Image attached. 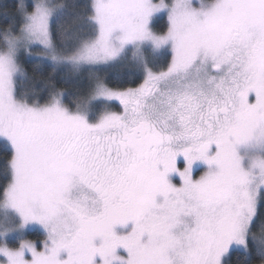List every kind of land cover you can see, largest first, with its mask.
Instances as JSON below:
<instances>
[{
	"label": "snow or ice",
	"instance_id": "snow-or-ice-1",
	"mask_svg": "<svg viewBox=\"0 0 264 264\" xmlns=\"http://www.w3.org/2000/svg\"><path fill=\"white\" fill-rule=\"evenodd\" d=\"M0 145V264H264V0L0 3Z\"/></svg>",
	"mask_w": 264,
	"mask_h": 264
},
{
	"label": "trees",
	"instance_id": "trees-1",
	"mask_svg": "<svg viewBox=\"0 0 264 264\" xmlns=\"http://www.w3.org/2000/svg\"><path fill=\"white\" fill-rule=\"evenodd\" d=\"M12 2H13V0H0V3L8 4V5H10ZM26 61L27 62L25 63V67L28 68L29 72L31 73V68H32V64L34 63V61L30 57H27ZM107 71L109 73L115 75L116 73L123 71V68L119 64H117L114 67L108 69ZM58 87L59 88H67L68 85L61 83V84H58ZM3 157H4V147H3V145H0V168H2V166H3ZM30 232L32 233V235H30L29 238L37 237V235L39 234L38 230H34V231H30ZM40 236H42V235H40ZM239 255H240V253L237 252L233 258L235 259Z\"/></svg>",
	"mask_w": 264,
	"mask_h": 264
},
{
	"label": "rangeland",
	"instance_id": "rangeland-1",
	"mask_svg": "<svg viewBox=\"0 0 264 264\" xmlns=\"http://www.w3.org/2000/svg\"><path fill=\"white\" fill-rule=\"evenodd\" d=\"M197 175H199V173H197ZM34 230H38V226H36L35 228H31V229H29V231H34ZM37 237H33V238H31V239H36ZM39 238L40 239H43V237L42 236H39Z\"/></svg>",
	"mask_w": 264,
	"mask_h": 264
}]
</instances>
